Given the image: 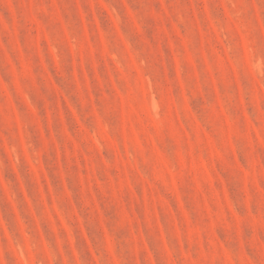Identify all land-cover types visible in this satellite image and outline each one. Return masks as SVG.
Instances as JSON below:
<instances>
[{"label":"rangeland","instance_id":"1","mask_svg":"<svg viewBox=\"0 0 264 264\" xmlns=\"http://www.w3.org/2000/svg\"><path fill=\"white\" fill-rule=\"evenodd\" d=\"M264 0H0V264H264Z\"/></svg>","mask_w":264,"mask_h":264},{"label":"snow or ice","instance_id":"2","mask_svg":"<svg viewBox=\"0 0 264 264\" xmlns=\"http://www.w3.org/2000/svg\"><path fill=\"white\" fill-rule=\"evenodd\" d=\"M261 57L264 58V51H262V53H261Z\"/></svg>","mask_w":264,"mask_h":264}]
</instances>
